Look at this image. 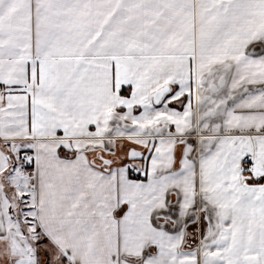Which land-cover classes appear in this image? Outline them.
<instances>
[{
    "label": "snow or ice",
    "instance_id": "1",
    "mask_svg": "<svg viewBox=\"0 0 264 264\" xmlns=\"http://www.w3.org/2000/svg\"><path fill=\"white\" fill-rule=\"evenodd\" d=\"M0 264H264V0H0Z\"/></svg>",
    "mask_w": 264,
    "mask_h": 264
}]
</instances>
